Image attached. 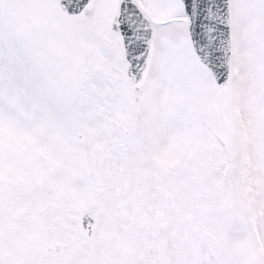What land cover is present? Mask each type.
<instances>
[{
  "label": "snow or ice",
  "instance_id": "snow-or-ice-1",
  "mask_svg": "<svg viewBox=\"0 0 264 264\" xmlns=\"http://www.w3.org/2000/svg\"><path fill=\"white\" fill-rule=\"evenodd\" d=\"M0 264H264V0H0Z\"/></svg>",
  "mask_w": 264,
  "mask_h": 264
}]
</instances>
